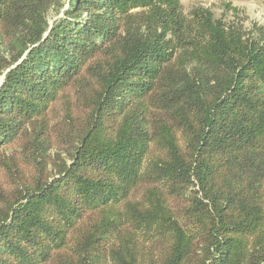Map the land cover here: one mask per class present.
Instances as JSON below:
<instances>
[{
	"label": "trees",
	"instance_id": "16d2710c",
	"mask_svg": "<svg viewBox=\"0 0 264 264\" xmlns=\"http://www.w3.org/2000/svg\"><path fill=\"white\" fill-rule=\"evenodd\" d=\"M66 3L0 0V264H264V25Z\"/></svg>",
	"mask_w": 264,
	"mask_h": 264
},
{
	"label": "rangeland",
	"instance_id": "374dc122",
	"mask_svg": "<svg viewBox=\"0 0 264 264\" xmlns=\"http://www.w3.org/2000/svg\"><path fill=\"white\" fill-rule=\"evenodd\" d=\"M66 1L64 8L67 6ZM228 3L238 9L237 18L242 19L245 26L250 25L251 22L264 25V0H181L182 10L185 14H189L193 8L201 6L210 9L215 18L226 20L232 18V11L226 7Z\"/></svg>",
	"mask_w": 264,
	"mask_h": 264
}]
</instances>
